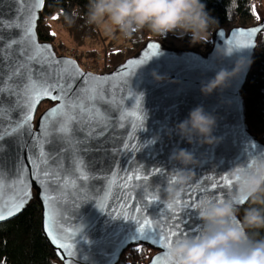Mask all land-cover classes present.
I'll return each mask as SVG.
<instances>
[{
	"label": "water",
	"instance_id": "95a60500",
	"mask_svg": "<svg viewBox=\"0 0 264 264\" xmlns=\"http://www.w3.org/2000/svg\"><path fill=\"white\" fill-rule=\"evenodd\" d=\"M44 7L45 0L38 5L0 0V42L7 49L5 62L0 64V198L5 205L19 203L18 198H24L19 210L5 215L0 224L15 219L36 199L41 208L44 236L61 264H117L129 247L137 245H147L155 251L148 264H167L165 239L141 238L137 220L146 217L153 229L159 222L164 231H168L165 225H175L180 233L195 234L201 227L195 202L205 194L227 198L232 186H226L222 178L229 177L230 168L250 155L264 154V142L246 124L242 97L264 21L222 33L205 55L174 52L160 43L148 42L114 71L96 74L84 70L76 60L58 55L51 44L39 40L37 28ZM28 10L33 12L31 17ZM253 28L260 31L250 37L246 35ZM26 29L31 31L37 45L48 48V55H54L57 61H74L79 73L85 75L72 73L74 78L66 82L60 75L61 69L71 71L68 65L37 62L27 57L24 61L18 60L12 51L25 45ZM150 44L157 47L149 48ZM221 46L232 48L233 54L218 58L216 49ZM241 58L250 63L228 87L208 95L201 92L202 83L212 79L221 68L232 70ZM130 60L142 63L133 66L126 89L122 87L107 103H96V110L101 114L99 123L68 120L75 114L72 105L82 102L86 95L89 75H111L115 84L119 79L115 77L117 70ZM16 64L20 65L19 69ZM153 72L163 79L156 80ZM58 79L59 87H53ZM42 85L47 86L50 95L33 106L31 98ZM44 102L52 106L37 117ZM197 106H203L205 112L216 117L213 135L218 139L212 145L198 140L189 144L176 130V125ZM53 108H60V112L46 117ZM137 124L134 130L132 126ZM64 128L69 131H62ZM129 143L136 145L131 154L124 148ZM177 149L192 151L200 164L194 166L195 178L179 198L181 205L172 210L167 206L170 201L164 187L173 167L170 156ZM74 162L77 171L87 178L77 180L71 174L66 175L65 183L54 191L55 185L49 183L48 173L57 171V163L71 173ZM137 167H146L153 173L148 182L159 197L144 208L133 193L134 199L128 205L135 204L143 209L142 213L121 207L122 189L118 185H112L111 195L108 193L111 180L122 182L120 177L128 169ZM153 170L163 172L156 174ZM53 218L65 234H71L72 238L65 241L71 246V255L50 234Z\"/></svg>",
	"mask_w": 264,
	"mask_h": 264
},
{
	"label": "clouds",
	"instance_id": "9594fccd",
	"mask_svg": "<svg viewBox=\"0 0 264 264\" xmlns=\"http://www.w3.org/2000/svg\"><path fill=\"white\" fill-rule=\"evenodd\" d=\"M84 18L105 36L132 39L147 30L151 35L166 37L169 33L179 38L189 35L193 44L206 42L210 29L218 21L206 10L202 0H88ZM79 16L74 10L65 16L71 24ZM233 54L230 47H217L218 58ZM243 58L232 70L221 68L215 76L202 83L201 92L211 94L229 86L248 65ZM156 80L163 77L153 72ZM216 117L205 112L203 106L193 108L186 119L176 125L178 134L189 144L217 142L213 135ZM164 193L168 201L179 199L193 182L194 166L200 164L188 149L174 150L170 156ZM179 165V166H177ZM193 166V167H189ZM232 190L227 198L202 195L194 205L201 223L192 235L173 240L165 249L167 264H264V154L250 155L234 164L228 171ZM243 216L240 217V208Z\"/></svg>",
	"mask_w": 264,
	"mask_h": 264
},
{
	"label": "trees",
	"instance_id": "16d2710c",
	"mask_svg": "<svg viewBox=\"0 0 264 264\" xmlns=\"http://www.w3.org/2000/svg\"><path fill=\"white\" fill-rule=\"evenodd\" d=\"M262 1L202 0L206 10L218 21L210 29L211 36L206 42L193 44L189 35L179 38L176 34L169 33L166 37H157L144 30L132 39H125L129 47L122 50L120 47H106V41L100 37L98 28L86 23L84 15L88 0H45L37 35L41 42L51 44L60 55V50L66 46L58 41L53 32L51 19L55 17L58 25L70 36L74 45L72 50L86 49L89 58L96 65L103 67L99 74H107L134 56L148 42L160 43L174 52H197L205 55L213 47V38L219 39L222 33L233 28L251 27L264 21V17L259 18L257 9ZM74 10L79 11V16L69 24L65 16ZM99 45L102 46L101 58L97 56ZM99 59H102V64ZM242 97L246 124L251 132L264 142V30L258 36L252 69L243 88ZM51 106V103H42L37 117ZM244 207H247V204L240 209L241 218ZM41 214L40 205L34 199L15 219L0 224V264H61L44 236ZM259 235L264 236V229L259 230ZM154 254L155 251L147 245L131 246L121 255L117 264H148Z\"/></svg>",
	"mask_w": 264,
	"mask_h": 264
},
{
	"label": "snow or ice",
	"instance_id": "6c2138e0",
	"mask_svg": "<svg viewBox=\"0 0 264 264\" xmlns=\"http://www.w3.org/2000/svg\"><path fill=\"white\" fill-rule=\"evenodd\" d=\"M35 3L38 5L41 0H21V3ZM28 14L31 17L33 15V12L31 10H28ZM55 18V17H54ZM26 35L27 39L25 41V45L23 47H17L12 51V55L17 57L18 60L24 61V58L27 57L28 59L35 60L37 62H43V63H55L57 65H68L71 67V71L61 69V75L60 78H66V82H70L74 77L72 73H77L79 75H85L83 73H79V69L76 67L75 62L71 60H55L54 55H48L49 52L47 47L41 48L39 45H37L34 40L32 39V34L29 29H26ZM260 31V28H253L251 30H248L246 35L249 37ZM157 47V45H149V48ZM5 51L7 49L4 48V45L2 42H0V64L5 62L4 55ZM11 60V57H9ZM13 64H15L14 61H12ZM142 63V61H132L130 60L127 64L123 65L120 69L117 70V73L115 74V77H118L119 79L115 84H113V76H90L88 77L89 84L87 88L85 89L86 95L82 98V102H78L74 105H72L75 114L68 117V120L70 121H76V120H87L88 122H96L99 123L101 120V114H99L96 110V103H107L115 93L121 92L122 87L127 88V81L130 78V76L134 72V65ZM15 67L17 69L20 68L19 64H16ZM15 70V69H14ZM23 70V69H21ZM0 81H2V78H0ZM90 82H95L94 84ZM70 86V83H69ZM53 87H59V79L57 81V85ZM61 90H63L61 88ZM50 93L48 92L47 86H40V88L35 92V94L31 98V104L34 106L36 103H38L39 99L43 98L44 96H48ZM52 99H55L56 97H51ZM123 99V96L120 97ZM31 110V109H30ZM60 112V108H53L48 113H46V117H50L52 115H55ZM27 119H31V116L29 115ZM139 125L132 126L135 130L136 127ZM62 131L67 132L69 131L67 128L62 129ZM0 139H2V136H0ZM131 139H134V137H131ZM124 148L126 150H129V153L131 154L132 151L136 150V145L134 144H125ZM156 174H162L163 170H153ZM73 175L77 180H83L87 177L83 175V173L77 171V165L74 162L72 165V171L71 173L68 172L67 169H61L59 163H57V171H53L51 173H48V176L50 177L49 183L54 184L56 189H60V186L65 183V176L66 175ZM153 173H150L149 170L145 167L143 169L137 167L136 169H128L127 172L123 177H120V181L118 182L115 178L109 182V189L108 193L111 195V187L112 185L116 184L118 185L122 191L120 193V200L122 201L121 207L127 206L130 207L134 212H143V209L137 208L135 204L128 205V201H131L134 199L133 193H135V196L139 198V200L143 203L144 208H147L150 203L156 202L159 200V197L157 195L156 190L152 187V185L148 182L149 176ZM119 175L118 173L116 174ZM224 184L226 186H232V181L230 177H223L222 178ZM141 181H143L141 183ZM83 186V185H81ZM139 189V191H137ZM19 203L13 202L11 205H5L3 203L2 198H0V220L5 218V215H12L13 210H19V207L22 205L24 198L20 197L18 198ZM181 200L176 199L173 201H170L168 203V208L175 210L181 205ZM125 217L128 216L127 213L123 214ZM133 219H136L135 217H132ZM172 217H169L171 219ZM137 232L140 234L141 238H144L145 236L151 237V239H165V246L167 247L171 242V238L175 237L177 240L187 236V232L180 233L178 229H176L175 225H165V227L168 228V231H164L163 227H161V224L157 222L155 229L152 228V222L147 220L146 217H142L141 219L137 220ZM50 226L52 227L53 231L50 233L54 236L55 239H58L61 241V247L67 248L68 255H71V246L70 244L66 243V240H70L71 234H65L63 232V229L55 222V219L53 218L50 221Z\"/></svg>",
	"mask_w": 264,
	"mask_h": 264
},
{
	"label": "rangeland",
	"instance_id": "374dc122",
	"mask_svg": "<svg viewBox=\"0 0 264 264\" xmlns=\"http://www.w3.org/2000/svg\"><path fill=\"white\" fill-rule=\"evenodd\" d=\"M258 14H259V18H263L264 17V0L262 1L261 6H259L258 8ZM51 25L53 27V32L54 34L57 35L58 41L62 44H64L66 46V49L68 51L72 50L74 48V45L71 41L70 36L58 25L56 18L51 19ZM99 30V29H98ZM100 37L106 41V47H110V48H117L120 47L122 50H126L129 47V44L126 42L125 39L119 37L118 35L115 38L109 37V36H105L100 30ZM213 40H215V38H213ZM111 43V44H110ZM101 44H103L101 42ZM110 44V45H109ZM101 45L98 46V58L102 57V53H101ZM79 51H86V49H78ZM102 64V61H100ZM100 67V66H99ZM103 68V67H102Z\"/></svg>",
	"mask_w": 264,
	"mask_h": 264
},
{
	"label": "built area",
	"instance_id": "2783aa9c",
	"mask_svg": "<svg viewBox=\"0 0 264 264\" xmlns=\"http://www.w3.org/2000/svg\"><path fill=\"white\" fill-rule=\"evenodd\" d=\"M60 56H68L74 60H76L80 66L89 72L99 74L102 72V68L99 65H96L91 58L84 51H68L66 48L60 50ZM102 61V59H99Z\"/></svg>",
	"mask_w": 264,
	"mask_h": 264
}]
</instances>
